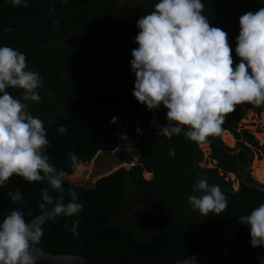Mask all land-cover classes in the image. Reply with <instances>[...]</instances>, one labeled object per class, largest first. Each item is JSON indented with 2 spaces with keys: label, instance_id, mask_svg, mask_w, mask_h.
<instances>
[{
  "label": "trees",
  "instance_id": "16d2710c",
  "mask_svg": "<svg viewBox=\"0 0 264 264\" xmlns=\"http://www.w3.org/2000/svg\"><path fill=\"white\" fill-rule=\"evenodd\" d=\"M60 0H28V6H13L10 0H0V29L26 17L43 4ZM158 0H68L60 6L39 11L20 27L0 35V46L7 45L26 55L28 67L40 74L44 87L41 100L26 101L28 111L44 121L47 138L69 137L84 140L110 141L111 135L96 121L102 107L124 108L118 92L121 72L130 64L131 52L138 45L136 21L150 13ZM203 14L210 26L227 33L233 67L240 58L235 54L239 34V17L249 11L264 8V0H202ZM54 11V15L52 12ZM57 21L59 27L53 25ZM134 73L125 75L122 87L131 100L130 112L117 117L113 124L131 139H139V163L121 167L97 180L94 187L79 186V201L83 210L79 216H61L42 225L43 237L37 244L53 254L80 255L92 264H174L196 251L215 249L221 230L264 203V185L251 176L250 168L256 152L264 153L248 129H239L242 119L254 105L243 103L225 117L221 131L209 136V158L200 144L187 139L182 131L167 138L153 126L165 125L167 111H149L132 95ZM14 98L22 90L9 88ZM110 122L112 116L106 115ZM51 121V123H49ZM67 131L61 135L57 128ZM141 129V134L136 129ZM229 131L237 139L235 147L227 146L222 132ZM101 149L95 145L54 143L44 151L57 170L71 175L75 168L68 159L75 152L81 160L89 161ZM151 173L146 178L145 173ZM229 173L241 179L235 189ZM206 178L218 185L227 197V207L221 215L202 216L194 211L188 195L196 182ZM19 189L22 203H13L9 191ZM48 189L55 199L71 200L63 188L54 191L48 184L26 183L15 175L0 188V219L19 208L29 222L37 215L51 211L40 208L41 190ZM78 221V236L69 229ZM247 226L236 236L229 255L220 264H264V248L250 245Z\"/></svg>",
  "mask_w": 264,
  "mask_h": 264
},
{
  "label": "clouds",
  "instance_id": "9594fccd",
  "mask_svg": "<svg viewBox=\"0 0 264 264\" xmlns=\"http://www.w3.org/2000/svg\"><path fill=\"white\" fill-rule=\"evenodd\" d=\"M10 3L28 6V0ZM203 10L202 0H158L150 13L136 21L138 46L130 61L135 76L133 97L149 111L161 105L167 109L165 125L152 119L158 134L171 138L183 131L197 143L219 134L226 115L237 105L264 106V8L239 17L234 51L240 61L235 67L227 33L210 26ZM53 25L59 27L57 21ZM43 87L42 77L28 67L23 52L0 46V188L15 175L26 183L44 180L54 191H63L64 174L44 151L49 145L44 121L30 114L25 103H38ZM9 88L21 89V98H14ZM116 121L113 116L110 123ZM66 131L63 125L57 128L61 135ZM136 132L141 134V129ZM121 139L127 137L121 134ZM125 150L131 151L130 144ZM67 155L72 167L78 168V155ZM193 192L199 195H188L187 200L202 216L221 215L227 207L220 187L206 178L196 182ZM40 195V208L51 206L56 216L78 217L83 210L74 193L67 203L62 196L54 199L48 189ZM7 196L13 203L23 202L19 189ZM239 220L249 229L250 245L264 248V203ZM69 231L74 237L79 235L78 221H73ZM42 237V228L27 222L19 208L9 211L0 220V264H37L32 245Z\"/></svg>",
  "mask_w": 264,
  "mask_h": 264
},
{
  "label": "water",
  "instance_id": "95a60500",
  "mask_svg": "<svg viewBox=\"0 0 264 264\" xmlns=\"http://www.w3.org/2000/svg\"><path fill=\"white\" fill-rule=\"evenodd\" d=\"M68 0H60L57 3L54 4H43L33 11H31L26 17L12 23L11 25L1 28L0 29V35L10 31L11 29L20 27L23 23L28 21L30 18H32L35 14H37L39 11L44 10L46 8L56 7L60 6L63 3L67 2ZM130 64H128L125 69L121 72L119 81H118V92L121 98V102L124 106V108H118V107H102L96 112V121L98 124L104 128L106 131H108L111 135L110 141H98V140H84V139H77V138H69V137H52L49 140V145L54 143H67V144H76V145H95L101 147V149L97 152V154H101L106 151L107 155H111L115 153V148L118 145V137L119 135L124 133L120 132L113 124H111L105 116H116L121 117L127 115L131 110V100L129 96L123 91V81L125 79V75L130 69ZM224 132V131H223ZM222 132V137H223ZM129 140H133L129 138L127 135H125ZM137 141V140H136ZM139 143V141L137 142ZM227 146H230L227 144ZM236 146V143H235ZM139 148V153H140ZM139 157V155H138ZM92 162V159L89 161L81 160L79 164H83L86 166H89ZM139 163V160H137V163ZM135 165V164H133ZM120 167H114L109 166L107 169L103 170L102 175L97 178L96 180H92L88 178L89 169L82 172L81 176L77 178L71 179L70 175L66 174L64 171V178L65 183L62 185V187L66 190H68L71 195L74 193L77 202L79 201V186L84 187H94L96 185L97 180H99L101 177L106 176L114 172L115 170L121 168ZM42 182L48 184L46 181L42 180ZM62 216V215H61ZM56 216L52 214L51 211H47L44 213H41L31 219L29 223H31L34 226L42 227L44 223H46L49 220L61 217ZM1 220V219H0ZM246 225L241 223L239 218L232 221L228 225H226L220 232L218 241L216 244V247L211 252H202V251H196L191 253L187 258H181L175 261L174 264H220L230 253L233 244L235 242L236 236L238 235L239 231L245 227ZM32 251L34 256L37 258V264H92L89 260L86 258L75 255V254H53L50 252H47L43 250L40 246L37 244L32 245Z\"/></svg>",
  "mask_w": 264,
  "mask_h": 264
},
{
  "label": "rangeland",
  "instance_id": "374dc122",
  "mask_svg": "<svg viewBox=\"0 0 264 264\" xmlns=\"http://www.w3.org/2000/svg\"><path fill=\"white\" fill-rule=\"evenodd\" d=\"M239 129H248L251 131L254 136L258 139L260 144L264 143V107H252L248 114L242 119V121L239 124ZM229 132V131H228ZM231 134L232 139H229L226 137V140H223L226 142V144H229L232 147H235V143H237L236 137ZM137 140V141H136ZM133 139L130 140L132 143V146L134 148H137L138 151L136 152V158L134 159V162H130L129 159H127L128 151L125 150V144L120 141H118V145L115 148V153L111 155H107L106 151L101 154H96L94 158L92 159V162L89 166L79 164L78 168H75V171L73 174L70 175L71 179L77 178L81 176L82 172L89 169L88 178L92 180H96L99 178L103 170L107 169L109 166L114 167H126L129 168L133 164L137 163V160H139V147H138V141L139 139ZM203 151L205 152V156L207 157V160L204 161L202 164L207 165L208 167H212L216 164V161H212L208 156L211 153L210 145L205 142L199 143ZM264 161V153L256 152L255 157L252 161V165L250 168L251 176L254 178L255 181H257L260 184L264 185V181H261L256 175L255 170L256 168L261 167V163ZM146 178H151V173H145L144 174ZM227 179H230L233 181V186L235 189H238L240 186L241 179L236 174L229 173L227 175Z\"/></svg>",
  "mask_w": 264,
  "mask_h": 264
},
{
  "label": "bare ground",
  "instance_id": "6f19581e",
  "mask_svg": "<svg viewBox=\"0 0 264 264\" xmlns=\"http://www.w3.org/2000/svg\"><path fill=\"white\" fill-rule=\"evenodd\" d=\"M260 107H264V106H260ZM226 137L229 139H232L231 134H229L228 131H224L223 132V138L224 140H226ZM118 140L120 141V143L122 142L123 144H130L131 146V151H128V155H127V159H129L130 162H134V159L136 158V152L138 151L137 148H134V146H132L131 141L127 138V140H123L121 139V135H119ZM255 175L261 180L264 181V161H262L261 163V167L260 168H256L255 170Z\"/></svg>",
  "mask_w": 264,
  "mask_h": 264
}]
</instances>
